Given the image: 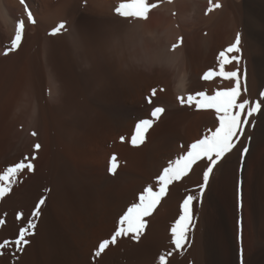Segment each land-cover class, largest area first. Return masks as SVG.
<instances>
[{
	"label": "rangeland",
	"instance_id": "1",
	"mask_svg": "<svg viewBox=\"0 0 264 264\" xmlns=\"http://www.w3.org/2000/svg\"><path fill=\"white\" fill-rule=\"evenodd\" d=\"M12 1H15V3L17 1L18 5L15 4L16 6H14L18 9H15ZM103 1L110 3L112 9L110 14L114 17L101 16L99 12L94 11H90V13L87 7L88 0H70V2L68 0L67 4L64 3L65 0H29V2L25 0L34 20H36L32 24L28 21L25 6L20 3V0H9L8 2L0 0V3L3 4L7 2L5 5L9 8V5L12 4L10 8L11 18L15 23L23 20L25 25L19 47L15 51H9L15 31L8 26L9 30H7L0 12V174L21 161L25 164L31 163L33 166L32 171L25 168L11 178L10 190L3 198H0V221H3L0 224V245H4V247H0V264H160L159 257L162 255L166 257V264H195L196 258L193 254V248L196 234L199 235V230L202 229L203 231L206 224V226L209 224V226H214L215 224L214 211L216 210L214 203H211L208 198L207 191L209 190L216 196L217 200L220 198L218 202L223 211L226 212L229 231L236 245L237 264H244L246 253L250 255L249 251L252 254L254 250L248 242L252 231L250 224V212L252 211H255L259 220H262L259 240L263 242L261 245L264 247V151H258L257 149L252 150L251 160L247 162L246 168L233 165L228 170L227 158L234 151L228 153L229 155L226 154L224 157L226 158L225 162L222 161L223 158L214 167L202 194L200 192V186L204 184L202 175L208 162L207 160L197 161L196 164L198 163L201 168L199 169L194 164V169L198 168L195 169L196 171L192 167L187 175L188 177L185 176L179 181H173L168 187L167 194L169 196L166 194L165 199L163 198L160 201L152 214L143 218L146 224L138 241H134L131 238L132 234L129 233L126 236L118 237L115 244L109 243L99 256L95 255L101 243L105 240L111 241L115 231L120 227V217L127 211L128 207L139 202L138 196L143 192V189L151 186L154 191L157 190V178L163 169L168 166L166 164L168 162H161L163 153L161 151L156 152L158 149H153L154 146L151 148L152 141L154 142L155 138L157 141V139L168 136L169 133L166 132L178 133L180 125L177 124L186 120L181 116L177 118L179 120L177 121L173 116V120L170 119L171 117L168 120L167 117L165 118V121L167 119L166 122L159 123L164 112L158 114V118H153L152 110L157 107L165 109L159 104L152 105L156 95L155 93L153 97L152 90L154 89L149 90L148 94H152L150 100L149 95H144V101L140 103L142 105L134 104L132 106L121 101L125 93H128L132 87V84H129L131 76L127 75L130 76L127 78V73L123 75V65H125L123 61L134 57L139 44L135 43V39H132L135 34L132 33V30L130 31V28H124L125 32L127 31L126 34L123 33L124 30L121 32L122 30L119 29L121 22L117 19L124 20L126 18L117 15L115 9L124 0ZM61 2L65 6H61ZM71 2L72 4H69ZM41 5H45V8ZM55 5L58 8H55L57 7ZM36 9L38 11L46 9L45 12L47 13L37 11V15L46 14L44 20L42 18L44 16L41 18L38 16L41 23L34 13ZM50 9L51 12L49 13ZM153 11L155 9L151 10V12ZM153 18L149 14L147 20L150 21V24L156 23L157 19ZM45 21H51L49 26ZM44 22L47 26L44 25ZM117 22L118 25H116ZM61 23L65 25V28L53 34L54 29ZM38 24L44 26L39 25V27ZM121 33L128 36H121ZM132 45L134 46L132 47ZM119 48L123 51L117 57L116 52L120 51ZM6 52L7 55H5ZM118 62L122 63L117 65ZM52 87L57 90L56 96L51 93ZM101 92L103 93L101 95L109 96L111 101L103 102L99 98L97 99ZM88 95L93 97V105L97 107L96 110L90 108L87 104ZM95 95L97 96L95 97ZM30 98L41 100L45 113L44 123L41 134L35 142L32 143L30 140L28 141L30 143L22 144L26 141L23 138V132ZM239 102L241 101L239 100ZM116 104L118 106H115ZM135 108L145 110L147 114L150 112L151 114L146 117V120L153 121L152 126L145 133L144 143L137 146L131 143V139L137 123L144 120L141 119L144 117L138 116ZM111 110L117 115L120 113L123 116L126 115L132 121L131 126L126 127L123 122L119 124L121 119ZM121 114L120 116H122ZM176 122L178 123L176 124ZM159 124L161 126H158ZM174 126L176 132H174ZM121 127H126V129L123 130ZM118 129H120L119 134H117ZM251 130L253 132L254 127H251ZM112 133L117 136L112 137ZM171 133L170 135H172ZM159 136L162 137L158 138ZM241 136L238 133L234 137V143H238L242 138ZM105 139L106 141L109 139L106 142L107 144L103 142ZM124 142H127L125 143L127 145ZM37 144L40 145L38 149L35 147ZM21 145H25L27 149L25 147L21 149ZM29 145L32 148L28 147ZM181 147L188 149L189 146L186 147L182 144ZM149 148L150 152L147 154ZM234 148L233 150H236V147ZM99 149L101 153H99ZM91 154L94 155L89 156ZM95 154H98V156ZM142 154H144V157H142ZM99 155L103 157L100 158ZM134 155L139 157L138 162H136L137 157L134 158ZM89 157H93L92 161L95 164ZM113 157H115L118 167L115 174H110L109 168ZM156 159L157 161H154ZM159 160L160 165L158 164V166L156 162ZM201 162H203L202 164L205 162V165L200 164ZM122 169L127 171L130 169V172L132 171L134 175L132 172L126 173L123 170V175L126 173V179L125 175L123 176L121 173ZM222 169L227 170L226 173ZM151 170L154 172L152 173ZM141 172H144L143 177ZM197 172L199 175H197ZM120 173L124 177L123 182L119 181V179L122 180L119 176ZM129 176L132 182H130ZM133 176L138 178L136 179ZM117 177L120 178L117 179ZM140 177L142 180H140ZM107 179L110 180L107 181ZM103 180L104 183H100ZM105 180L106 183L108 182L107 184ZM112 181L114 185H112ZM116 182L117 184H115ZM120 183H123L122 186H119ZM93 185H95V188ZM0 186H8V182H0ZM135 186L139 188H135ZM117 187L124 188V190L120 189L119 193ZM128 188L131 190L127 194L125 189ZM189 195L194 197L191 213L192 224L195 227L189 229L187 243L181 249H176L175 245L172 244L171 229L182 214L181 205L183 200ZM124 196L126 197L124 198ZM168 198L172 200L170 199L169 202ZM119 199L123 200L120 201ZM41 200L44 201L43 204L40 203ZM167 200L171 204L170 207ZM18 216L19 219H17ZM29 221L35 225V228L29 229L32 234L25 237L29 243L22 244L23 251H18L14 242L19 238L20 229L27 228ZM245 246L250 248L248 249ZM247 249L248 252H246ZM244 252H246L245 255Z\"/></svg>",
	"mask_w": 264,
	"mask_h": 264
},
{
	"label": "bare ground",
	"instance_id": "2",
	"mask_svg": "<svg viewBox=\"0 0 264 264\" xmlns=\"http://www.w3.org/2000/svg\"><path fill=\"white\" fill-rule=\"evenodd\" d=\"M4 1L8 2L9 0H4ZM7 2H5V3H7ZM28 2H29V0H28ZM47 2H49V1H47ZM66 2H68V0L67 1L65 0L64 3L67 4ZM69 2H70V0H69ZM88 2H89V4L87 5V7H88L89 12L94 11V12H99V14L101 16L107 15V16L114 17V16H112V14H110L111 10H112L110 3H106L103 0H88ZM149 2L150 3H158V6L156 8H154L155 11H153V12L150 11L151 13H149L152 17L157 19V20L155 19L156 20L155 24L154 23L150 24L149 20H134L131 18H126L124 20H121L120 18L117 19V21L119 20V22H121L120 23L121 27L119 28L120 25L118 26V28L122 30L121 32H123L124 28L125 29L130 28V31L132 30V33L134 32V34H135V36H133L132 39H135L136 40L135 43L139 44V46L137 45L139 48H138L137 52L134 54V57L131 58L130 60L126 59V61H123L125 63V65H123L124 68H123L122 72H123V75H125L127 73L126 74L127 78H129L131 76V78H129V81L131 80V82H129V84L130 83L132 84V87H131L132 89L130 88V91H128V93H125V96H124L123 100H121V101H124L126 104H129L132 106H134V104L138 105L141 102L143 103L144 95L145 96L149 95L148 97L150 100V97H152L150 95H152L153 93L148 94L149 90L154 89L156 95H155V98L153 99L154 102L152 103V105L153 104H159L160 106H163L166 109V111H163L164 114L162 113L163 115L161 116L159 123L160 122L162 123V121H165V118H167V117H168V120H170V119H172L173 116L175 117L176 120H177V118H180L181 116L186 119V120H184L186 122L182 121V119H181L182 123L184 122L183 124L176 122V124L178 123L177 125H180L178 128V130H179L178 133L172 134L171 132H173V131H171L172 130L171 129L170 130L171 132H166V133H169L168 136H165L163 138H161L163 135L161 137L159 136L158 138H161V139H159V140L157 139V141H156V138H155L156 142L152 141V143H151V144H153V145H151L152 147L150 146L151 148H153V146H154L155 148H153V149H158V150H156V152L158 151V153H159L161 151L163 153L162 160L160 159L161 162L162 163L163 162L169 163V161L175 160L180 155L185 154L187 148L186 149L182 148L181 147L182 144L184 146L188 147L192 143H195L196 141H198L199 139H203L204 136L210 135L211 132H213L216 129V127L219 126V120L217 118V113L215 112V110H213V109H197L195 107L194 103L191 107L188 106V104L182 105L180 103L178 97H184L186 100L188 95L195 96L196 93L201 92V91H203L207 95L211 96V95H214L217 90H224V89L233 87L235 85L234 81L223 80L219 76H217L213 79H210L208 81L203 80L202 77L209 70H215V71L219 70V65H218L219 53L221 51H225L232 43L235 42V38H236V35L238 32L240 33L241 39H242V42L240 45L241 50L238 53H226V56L231 57L233 55H238V56H240V63L237 65L236 62L233 61L232 63L226 65V70H228V71L238 70L240 73L241 96L238 98V102H239V100L242 102L243 99H248L250 101V104H251V103H254V102L261 99L260 93L264 92V89H263V85H264V0H212V3L219 2L222 5V7L219 9H214L211 12H208L209 0H171V2H170V0H149ZM5 3L4 4L0 3V12L2 14L3 23L6 25V27L8 26L13 31H15V24L16 23L14 22L13 18H11L12 12H11L10 8H11L12 4L11 3H10L11 5L8 4L10 6V8H9V7H7V5H5ZM12 3H14L13 6L15 4L18 5L17 1H16V3H15V1H12ZM50 3H51V1H50ZM64 3L62 4V2H61V6H63V5L65 6ZM30 4H31V2H30ZM69 4H72V2ZM33 5H35V4H33ZM45 5H43L44 8H45ZM47 5H49V4L47 3ZM41 6H39V7H41ZM55 6H57V5H55ZM32 7H34V6H32ZM34 8H36V7H34ZM55 8H58V6ZM15 9H18V8L15 7ZM40 9H43V8H40ZM58 10H60V9H58ZM33 11H35V10H33ZM37 11L38 10L36 9V11L34 12L36 14V16L37 17L40 16V18L42 16H44V17H42L44 20V18H46V16H45L46 14L37 15ZM39 11H40V13H42V11L45 12L46 9L42 10V11L39 10ZM61 11H63V10H61ZM50 12H51V9H50L49 13ZM45 13H47V12H45ZM59 13H61V12H59ZM35 14H34V16H35ZM56 14H57V12H56ZM92 15H94V14H92ZM60 18H61V16H60ZM60 18H59V20H61ZM37 19L39 22L41 21L39 19V17ZM115 21H116V19H115ZM45 22H44V25H46L48 23V26H49V24H50L49 22H51V21L46 22V24H45ZM55 23H53V24H55ZM39 25L40 24H38V26ZM116 25H118V22L116 23ZM40 26H42V25H40ZM8 27H7V30H9ZM119 32H120V30H119ZM123 33L126 34L127 31L125 32V30H124ZM125 34L121 33V36L122 35L128 36ZM119 36H120V34H119ZM129 37L131 38L132 35ZM54 39H56V38H54ZM113 45H114V43H113ZM173 45H177V47L175 49H173ZM109 46H111V45H109ZM133 46L134 45H132V47ZM116 50H117V48H116ZM119 50H120V48H119ZM127 50H129V49L127 48ZM133 50H135V49H133ZM122 51L120 50L119 52H116L117 57H118V54H121ZM112 52H114V51H112ZM119 56H121V55H119ZM119 63H122V62H118L117 65ZM114 64H116V62H114ZM127 75H130V76H127ZM136 77H141V78L137 79ZM127 78H126V81L128 80ZM128 86L130 87L131 85H128ZM245 89H246V92H245ZM58 92H59V90H58ZM51 93L54 96L57 95V90L55 87H52ZM101 94H103V93L101 92L100 95H98V96L95 95V97L97 96V99L99 98V100L103 101V102L104 101H108V102L111 101L109 96H107V95L104 96ZM153 97H154V94H153ZM53 99H55V98H53ZM87 100L86 101L88 102L87 104L89 105V107L96 110L97 107H95L93 105V97L88 95ZM28 102H29V108H28L29 110L27 113L28 115L26 114L27 117L25 116L27 118V120H26V124H25V129L23 132V138L26 141L22 142V144L23 143H26V144L30 143V142H28L30 140L32 141V143L35 142V140L41 134V130H42L43 123H44L43 121H44L45 113H44V106L42 105L41 100L38 98H30ZM146 102H148V101H146ZM87 104H86V106H87ZM140 105H142V104H140ZM115 106H118V105L116 104ZM135 111L138 113V116L144 117V118H141L144 120H146V117H149V115L151 114L150 112H148V114H147V111L139 109V108H135ZM112 113H114V112L112 111ZM95 114H93V115H95ZM114 114L117 115L116 113H114ZM120 114L117 115L121 119L119 124L121 122H123V125H125L126 127L131 126L130 124L132 121L129 118H127L126 115L123 116L121 114L122 116H120ZM169 117H171V118L169 119ZM109 119H111V118H109ZM242 119H243V117H242ZM104 121H106V120H104ZM166 121H167V119H166ZM177 121H179V120H177ZM249 121H250V123L248 125H242V127L244 128V131H243V134L241 136L242 138L238 141V143H235V144H237L236 150H232L234 152L233 153L230 152L231 153L230 155L228 154L229 155L227 158L228 170L233 165H239L241 167H245L247 162H249L251 160L250 157H251L252 150L255 151L257 149L258 151H264V104H262V110L261 111L255 113L252 117H249ZM156 126H155V128H157ZM158 126H161V125L159 124ZM126 127L125 128L121 127V128L124 130V129H126ZM251 127H254L253 132H251L252 131ZM155 128H154V130H155ZM175 129H176V127L174 128V130ZM119 130L120 129H118L117 132ZM155 131L157 132V130H155ZM33 132L36 133L35 136L32 135ZM174 132H176V130ZM170 133L172 135H170ZM110 134H111V132H110ZM117 134H119V132ZM164 134H165V132H164ZM20 135L22 136V134H20ZM165 135H167V134H165ZM111 136L113 137L114 134ZM116 136H114V137H116ZM251 136H252V138H251ZM111 138H109V139H111ZM109 139H107V141ZM114 139H116V138H114ZM24 140H21V141H24ZM107 141H106V139L103 140L104 143H106ZM13 142L17 143L16 141H13ZM125 143H127V142H124V144ZM146 143H148V142L146 141ZM96 144H97V142H96ZM101 145H102V143H101ZM125 145H127V144H125ZM244 145L248 146L249 151L247 152L246 156H244L242 158L241 151H242V148L244 147ZM16 146H17V144H16ZM22 147H25V145L24 146L21 145V149H22ZM28 147H30V145ZM12 148L14 149V147H12ZM30 148H32V147H30ZM253 148H255V149H253ZM104 149H105V147H104ZM116 149H118V148H116ZM23 150L25 151V149H23ZM119 150H121V149H119ZM147 150H148V148H147ZM100 151L101 150L99 149V153H101ZM102 151H104V150H102ZM131 151H133V150H131ZM14 152H18V151H14ZM93 152H95V151H93ZM96 152H98V151L96 150ZM107 152L109 153L108 150H107ZM123 152H124V149H123ZM149 152H150V148H149V151L147 152V154ZM103 153H105V152H103ZM156 154H154V156H156ZM92 155H94V154H91L89 156H92ZM95 155L98 156V154H95ZM143 155L144 154H142V157H144ZM157 155H159V154H157ZM99 157H100V155H99ZM101 157H103V156H101ZM135 157H137V155H134V158ZM146 157H147V159H149L148 156H146ZM159 157L161 158V155ZM100 158H99V161H100ZM90 159L92 161L93 157H91ZM138 160H139V157H137L136 162H138ZM150 160H152V159L150 158ZM150 160H149V162H150ZM160 160L158 162H156L157 165L160 163ZM224 160H226V158H224L222 161L225 162ZM91 161H90V163H91ZM141 161L144 162L143 160H141ZM145 161L148 162L146 159H145ZM154 161H157V159ZM205 162H204V164H202L203 162H201L200 164L205 165ZM152 163H153V161H152ZM168 163H166V164H168ZM93 164H95V163L93 162ZM131 166H133V165H131ZM150 166H151V164H150ZM199 166L197 163L196 167H198L200 169L201 166L200 167ZM235 167L237 168V166H235ZM131 168H133V167H131ZM198 168H195V169H198ZM151 169H153V168H151ZM195 169L193 167V170H195ZM202 169H201V171H202ZM123 170H125L126 173L130 172V169H129V171H127L126 169H122L121 170L122 172L120 171L122 173V175H123ZM140 171H141V169H140ZM222 171H224V169H222ZM226 171H224V172L226 173ZM151 172L153 173L154 171L151 170ZM116 173H117V171H116ZM121 173L119 176L122 178V180L119 179L120 177L119 178L117 177V179H119V181L123 182L124 177L121 176ZM126 173H124V175L127 179ZM141 173H142V177H143L144 172H141ZM230 173H231V170H230ZM133 175H134V173H133ZM150 175H151V173H150ZM194 175H195V172H194ZM197 175H199L198 172H197ZM236 175H237V173H236ZM138 176H140V175H138ZM145 176L147 177V175H145ZM217 176H218V173H217ZM234 176H235V173H234ZM134 178H136V177H134ZM113 179H114V176H113ZM126 179H125V181H127ZM109 180L107 179V181H109ZM129 180H130V176H129ZM140 180H142V178ZM254 180H255V178H254ZM189 181H191V180H189ZM130 182H132V181L130 180ZM135 182H137V181H135ZM144 182H146V181H144ZM100 183H104V180H103V182H100ZM100 183H98V184H100ZM105 183H106V180H105ZM115 184H117V182ZM121 184H123V183H120L119 186H122ZM95 185H96V183H95ZM95 185H93L94 188H95ZM112 185H114L113 181H112ZM145 185H146V183H145ZM87 186H88V184H87ZM136 187H138V186H135V188ZM211 187H212V185H211ZM177 188H179V187L177 186ZM118 189H119V193H120V189H122V191L124 190V188H121V187ZM128 189H125V190H127V194H128V191L131 190V189H129V190ZM257 190H258V188H257ZM132 192H134V191H132ZM207 192H208V194H207L208 198L210 199L211 203H214L213 205L215 206V210H216V211H214L215 212V214H214L215 224H214V226L213 225L209 226L210 224L208 226H206L207 225L206 224L205 227L203 228V231L201 229V230H199V235L196 234L195 245L193 248V251H194L193 254H194V257L196 258L195 264H237L236 245H235V242L232 240L231 233L229 231L228 222H227V218H226V212L223 211V208L220 206V204L218 202V200L220 198H218V200H217V198H215L216 196L213 195L210 192V190ZM245 192H247V191H245ZM127 194H126V196H127ZM135 194H136V192H135ZM123 195H125V194H123ZM219 195H221V194H219ZM126 196H124V198ZM167 196H169V195L167 194ZM174 197H177V196H174ZM217 197H219V196H217ZM168 199H169V202L172 200L171 198H168ZM121 200H123V199H121ZM167 202H168V200H167ZM177 202H175V203H177ZM170 206H171V204L169 205V207ZM213 209H214V207H213ZM260 217H262V216H260ZM250 220H251L250 224L252 226V231L250 234L249 241H248V239H247V241L250 242V245H251V247H253L254 250H253L252 254L249 251L250 255H248V253H246V252H248V249L250 247L248 248L245 246L248 249L246 250V252H244V255L246 253V257H244V264H264V247L261 245V243H263V242H260L261 240H259L260 229L262 226V220L261 219L259 220L255 211L250 212ZM39 227H40V225H39ZM247 227H248V224H247ZM248 231H249V229H248ZM197 233H198V231H197ZM247 237H248V234H247ZM245 244H247V246H250V245H248V243H245ZM29 248H31V247H29Z\"/></svg>",
	"mask_w": 264,
	"mask_h": 264
},
{
	"label": "snow or ice",
	"instance_id": "3",
	"mask_svg": "<svg viewBox=\"0 0 264 264\" xmlns=\"http://www.w3.org/2000/svg\"><path fill=\"white\" fill-rule=\"evenodd\" d=\"M20 3L25 6L28 21L34 24L35 20L33 18V14L30 9H28L25 0H20ZM157 6L158 3H150L149 0H124V2L120 3L115 9V12L120 17L131 18L134 20H147L149 18L150 11ZM221 7L222 5L219 2L212 3V0H209L208 12ZM24 27L25 25L23 20L16 23L15 35L11 40V47L9 51H15L19 47L23 38ZM64 28L65 25L63 23L59 24L57 28L54 29L53 34L60 32ZM241 42V35L238 32L235 42L232 43L225 51H221L219 53V70H209L202 77L203 80L208 81L219 76L223 80L234 81L235 85L233 87L224 90H217L215 94L211 96L201 91L196 93L195 96L188 95L186 100L184 97H178L182 105L188 104V106L191 107L194 103L197 109L215 110L219 120V126L216 127L215 131L211 132L210 135H206L203 139H199L195 143H192L188 147L185 154L180 155L175 160L169 161L168 166L163 169L162 173L157 178V190L154 191L151 186L144 188L143 192H141L138 196L139 202L128 207L127 211L120 217V227H118L115 231L111 241L105 240L100 244L99 250L95 253L96 256H99L109 243L115 244L118 237L126 236L129 233L132 234L131 238L134 241H138L146 224L143 218L151 215L156 209L157 205L167 194L169 185L173 181H179L183 177L187 176L197 161L207 160L208 163L203 172L204 184L200 186V192L202 194L214 167L225 157L226 154L230 153L233 148L236 147L234 137H236L238 133L240 135L243 134L244 128L242 125H248L250 123L249 117H252L255 113L262 110V104H264V92L260 93L261 99L254 103L250 104L248 99H243L242 102H238V98L241 96L240 73L238 70H226L227 64H230L233 61H235L237 65L240 63V56L233 55L228 57L226 56V53L240 52ZM176 47L177 45H173V49ZM5 55H7V52ZM153 94H155V90H153ZM163 111L164 110L162 108H155L152 112L153 118H158V114ZM152 123L153 121L151 120H142L137 123L135 132L131 139V143L134 146L144 143L145 133L152 126ZM32 135L35 136L36 133L33 132ZM121 139L123 140V138ZM35 147L38 149L40 145L37 144ZM248 151V146L244 145L241 151L242 158L246 156ZM25 159H27V157H25ZM117 167L118 164L116 163L115 157H113L109 173L115 174ZM25 168H27L28 171L33 170L31 163L25 164L21 161L13 167H9L3 174H0V182H8V186H0V198H3L10 190L11 178L15 177L18 172L23 171ZM193 200L194 197L191 195L187 196L183 200L181 205L182 214L171 229L172 244L175 245L176 249H181L187 243L188 231L190 228L195 227V225L192 224L191 213ZM40 203L43 204L44 201L41 200ZM34 215H36V213H34ZM19 218L20 217L18 216L17 219ZM2 223L3 221H0V224ZM34 228L35 225L29 221L27 228L20 229L19 238L14 242L18 251H23V248L21 247L22 244L26 245L29 243L25 237L26 235H31L32 233L29 229ZM0 247H4V245H0ZM169 255H171V253H169ZM159 260L160 264H166L165 256H160Z\"/></svg>",
	"mask_w": 264,
	"mask_h": 264
}]
</instances>
